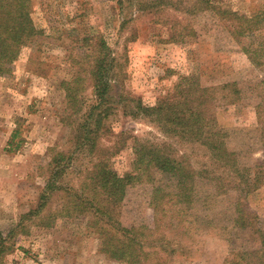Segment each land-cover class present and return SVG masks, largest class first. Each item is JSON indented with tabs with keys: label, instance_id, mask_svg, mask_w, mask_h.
<instances>
[{
	"label": "rangeland",
	"instance_id": "rangeland-1",
	"mask_svg": "<svg viewBox=\"0 0 264 264\" xmlns=\"http://www.w3.org/2000/svg\"><path fill=\"white\" fill-rule=\"evenodd\" d=\"M211 3L193 13L152 8H126L120 13L116 0H31V19L44 32L0 75V231L4 235L43 189L47 163L54 154L51 149L64 151L72 145L71 127L62 120L68 110L61 82L74 74L75 59L84 49L82 39L100 34L120 56L126 72L123 90L143 103L153 104L186 78L216 86V118L226 133L227 147L237 156V173L225 172L210 164L204 147L177 142L150 119L133 118L118 107L105 119L109 132L99 147L108 148L106 154L105 149L101 152L112 168L137 175L118 209L121 223L154 229V188L167 196L175 192V182L160 170L142 165V170L137 169L133 151L135 138L165 142L195 171L190 204L180 203V216L171 218L167 213L161 223V231L180 243V251L170 255L166 264H231L236 252L260 246L264 185L249 195L237 185L244 186V167L254 170L264 159V130L259 127L264 121V0ZM215 6L248 19L257 14V27L244 32V19L224 20L212 9ZM226 83L234 84L238 92L232 103L224 97L228 89H219ZM259 103L258 119L254 109ZM89 161V156H78L64 183L78 185L91 166ZM211 177L235 182L220 186ZM61 194L53 195L41 218L25 222L27 233L7 240L11 249L2 264H128L102 251L92 213L65 214L68 202ZM240 206L255 213L246 227L234 223ZM157 256L147 261L154 263Z\"/></svg>",
	"mask_w": 264,
	"mask_h": 264
},
{
	"label": "trees",
	"instance_id": "trees-1",
	"mask_svg": "<svg viewBox=\"0 0 264 264\" xmlns=\"http://www.w3.org/2000/svg\"><path fill=\"white\" fill-rule=\"evenodd\" d=\"M116 4L120 13L126 8L193 13L200 8L212 6L211 0H205V3L203 0H194L191 4L186 0H116ZM212 9L224 20L230 17L236 19L235 21L244 19V32L257 27V14L248 19L246 16H238L231 9H221L219 6ZM30 11L31 0H0V75L8 72L21 50L31 46L44 32L34 25ZM124 20L121 21L122 25ZM179 22L177 20L176 24ZM83 43L82 54L75 59L74 74L70 79L61 82L68 110L62 120L71 127L68 142L72 145H68L69 148L64 151L51 149L54 154L47 163L44 187L35 203L20 214L18 221L6 235L0 231V264L4 254L11 249L7 240L20 232L27 233L25 222L41 218L57 192H61L68 202L64 208L66 215L92 213L95 216L94 225L97 226L102 251L117 261L128 264H166L170 255L180 251L179 241L169 238L168 234L161 231V223L167 213H170L171 218L180 216L183 212L180 203L190 204L194 193L190 181L194 179L195 171L191 169L184 155L170 143H152L135 138L133 151L139 166L137 169L142 170V165L160 170L175 182L176 189L173 195L167 196L159 187L154 188V198L151 201L155 218L154 229L148 225L124 226L119 220L118 209L124 200L127 187L136 181L137 175L112 168L101 152L105 149L106 154L108 148L104 145L99 147L100 139L109 132L105 119L118 107L133 118L150 119L158 124L165 135L177 142H191L204 147L212 159L211 165L220 167L225 172L238 171L237 156L227 147L226 133L216 118V86H203L199 82H189L186 78L176 83L167 95L159 97L153 104H146L140 97L123 90L126 72L119 54L110 46L105 35L84 37ZM245 50L250 53L248 49ZM87 89H90V95H87ZM219 89H228L224 97L230 103L235 100L238 92L234 84L226 83ZM233 91L234 96L231 97L230 93ZM261 107L262 104L259 103L254 109L258 119L262 112L259 109ZM260 123L262 126L259 127L264 130V121L260 120ZM97 151H100L99 155H96ZM80 155L90 157L91 166L86 175L78 185L64 183L66 173ZM94 155L96 158L93 160ZM205 170L207 169H201V172ZM211 178L218 181L220 186L235 182L230 178ZM263 185L264 159L255 164L254 170L244 167V186L237 187L243 188L245 195ZM228 187L237 188L235 185ZM254 215L248 208L244 207L243 210L241 206L236 207L234 223L246 227ZM47 224L49 226L52 223ZM259 234L260 246L236 252L231 264H264V231L261 230ZM157 253L159 256L154 263L147 261Z\"/></svg>",
	"mask_w": 264,
	"mask_h": 264
}]
</instances>
